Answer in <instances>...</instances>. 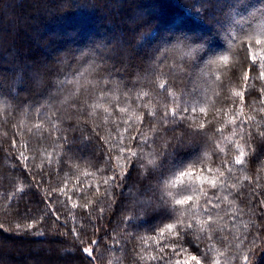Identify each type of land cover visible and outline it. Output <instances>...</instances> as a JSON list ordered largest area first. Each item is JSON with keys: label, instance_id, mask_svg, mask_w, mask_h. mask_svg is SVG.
<instances>
[{"label": "trees", "instance_id": "obj_1", "mask_svg": "<svg viewBox=\"0 0 264 264\" xmlns=\"http://www.w3.org/2000/svg\"><path fill=\"white\" fill-rule=\"evenodd\" d=\"M257 40L264 0H0V264H214L217 252L221 264H264V140L238 139L230 123L239 92L260 120ZM101 80L116 85L110 98L90 91ZM177 105L196 113L152 123L149 112L158 121ZM182 170L196 188L223 173L226 187L193 192L197 230L181 238L161 196L175 188L160 185ZM206 208L214 233L198 230Z\"/></svg>", "mask_w": 264, "mask_h": 264}, {"label": "snow or ice", "instance_id": "obj_2", "mask_svg": "<svg viewBox=\"0 0 264 264\" xmlns=\"http://www.w3.org/2000/svg\"><path fill=\"white\" fill-rule=\"evenodd\" d=\"M257 44H262L264 42L257 40L256 41ZM253 63V65L257 64V60L259 59L261 61V63L258 65V67L261 69L259 72V75L257 77V79L260 80H264V56H257L256 54H252L249 57ZM223 60L226 62L228 60L227 56L223 57ZM252 69H249V71H251ZM249 80V76L247 74V72H245L244 75V81H245V85L246 88L245 90H247V82ZM100 84L102 86L97 87L96 89L90 90L91 92L95 93H103L105 98H110V94H114V90L116 88V85L114 83H109L107 85H104L103 80H101ZM159 87L161 89H165V85L163 83H161L159 85ZM260 97H259V103L260 104H264V88H260ZM147 95V93H139L136 96H133L132 92L129 91L127 93V95L125 94V92H121L120 93V99L124 100V101H128L129 99H142L143 96ZM236 96H239V112L236 113L232 120L230 121V123L232 125H236V128H239V131H236V128L232 129V134L233 136L237 137L238 139H244L245 137H249V138H256L258 140H264V127H262V122H264V107H260L257 110L256 107V98L254 97H250L249 98V107L252 109V111L254 113H257L260 116V120L256 119V115H252V116H248L245 117L244 116V104H245V98H244V94L243 92H239L235 94ZM229 99H231L229 97ZM233 102H235L233 100ZM117 111H124L123 108L117 109ZM205 110L203 108L200 109V112L203 113ZM219 111V109H218ZM187 113H196V109L194 107H190L187 105L181 106V105H177L175 107L172 108H165L164 111H162L159 116H158V121L156 119L157 114L153 113V112H149L148 115L150 117H153L154 119L152 120V123H156L159 122L161 124L165 123V122H171V120H175L178 118H182L187 120V115H183L182 114H187ZM171 118V120H170ZM237 120H240V123L237 124ZM138 123H143V117H139L137 118ZM209 123H212L211 120H209ZM251 125H254V127H251ZM55 128V126H53ZM205 125L203 123H201L199 125V128L196 129L197 134L201 133V130L204 129ZM209 131H211V129H209ZM215 134L220 136L223 135V128H216L215 129ZM60 139V138H58ZM132 139L137 140V137H132ZM182 141H177V143H181ZM176 143V144H177ZM230 143L236 144V141L233 140ZM172 145L171 143H169L168 145L165 146L166 148H169V146ZM237 150H239V145L236 144ZM159 149V146H158ZM165 149H160L157 151V155H160V151H164ZM221 151H223V149H221ZM133 155H138L137 153H133ZM240 157L244 156V152L240 151L239 153ZM101 160L104 159L103 155L100 158ZM243 161L242 159H236L235 163L236 164H241ZM107 170L108 171H114L111 167V158H109V162H108V166H107ZM202 172L207 171L209 173H211V169H201ZM195 172H191V171H187V170H182L179 172L178 175H174V179L171 180H165L164 183L162 185H160V190L162 191H166L168 196H172V188H175V198L174 200H169L167 199V197L162 196V199L164 200V202L168 205H171L173 207V211L174 213H176L177 215L175 216V220L173 223H168L166 225V230L168 233L170 234H175V235H179L181 236V238L184 235V230L185 228L189 229V230H197L196 229V222H188L190 219V216H195L197 215L196 212L194 211H190L192 209V204L194 201V197H193V192L194 191H203V185L204 184H210V186L212 188H224L226 187V180H224V176L223 173H219V176L221 178V183L218 185L217 184V180L216 179H210L209 176L204 175L199 177V179L201 180V186L200 188H196L194 185H189L187 183H185V178L188 176H195ZM120 177L119 175H113L111 177V182L113 184H115V182L117 180H119ZM224 200L227 199V196L223 197ZM206 203L210 206V208L215 209L217 207H219V203H220V199L217 198L216 201H213L211 197H209L206 200ZM204 215H206L208 217L207 221L204 224H200L198 226V230L201 232H206L208 231V229L212 230V233H214L215 231H217V229L214 227V221L212 218V212L209 211L207 208L203 209ZM177 229H179V231H176ZM161 235L163 236L165 229L162 228L161 230ZM212 233H209L208 238L211 239L212 238ZM217 239H220V237H217ZM83 252H85L86 254H88L89 256H91V251L88 248H84L82 249ZM162 251V249H161ZM186 251V250H184ZM216 251L214 245H210L208 252H213ZM204 255H208V253H204ZM224 254L222 252H217L216 258L214 260V264H221V258H223ZM245 261L247 260V257H244ZM193 262H195V264H201V259L197 256V255H188L183 261H177V264H193Z\"/></svg>", "mask_w": 264, "mask_h": 264}]
</instances>
